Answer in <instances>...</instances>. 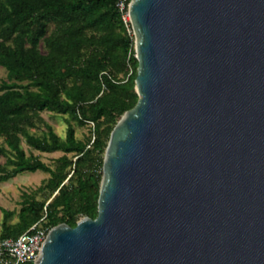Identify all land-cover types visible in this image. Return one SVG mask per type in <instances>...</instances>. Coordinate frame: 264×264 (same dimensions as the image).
Returning <instances> with one entry per match:
<instances>
[{
    "label": "water",
    "instance_id": "95a60500",
    "mask_svg": "<svg viewBox=\"0 0 264 264\" xmlns=\"http://www.w3.org/2000/svg\"><path fill=\"white\" fill-rule=\"evenodd\" d=\"M139 100L98 216L34 264H264V0H131Z\"/></svg>",
    "mask_w": 264,
    "mask_h": 264
},
{
    "label": "trees",
    "instance_id": "16d2710c",
    "mask_svg": "<svg viewBox=\"0 0 264 264\" xmlns=\"http://www.w3.org/2000/svg\"><path fill=\"white\" fill-rule=\"evenodd\" d=\"M122 1L0 0V67L7 70L0 85V138L10 150L0 146L7 159L0 184L23 173L48 172L54 196L49 203L26 200L19 223L10 224L7 212L1 238L19 237L45 215L51 228L75 227L84 217L98 216L102 155L118 122L139 100L135 38L119 8ZM50 23L55 28L47 36ZM45 111L68 116L64 140L43 117ZM72 122H93L94 137L78 141ZM35 129L43 130L38 135ZM23 141L42 153L64 152L63 167L70 171H54L27 156Z\"/></svg>",
    "mask_w": 264,
    "mask_h": 264
},
{
    "label": "rangeland",
    "instance_id": "374dc122",
    "mask_svg": "<svg viewBox=\"0 0 264 264\" xmlns=\"http://www.w3.org/2000/svg\"><path fill=\"white\" fill-rule=\"evenodd\" d=\"M54 28V23H50L48 25L47 36L53 32ZM40 47L44 53L47 52L44 41L40 43ZM5 79H7V70L4 67H0V85ZM42 115L46 121L53 126L59 137L64 140L67 136L69 128L66 122V118L68 116L48 111L43 112ZM72 125L74 127L75 137L78 141L87 143L91 137H94L93 124L89 123L86 126H81L77 122H72ZM42 130L43 129H35L32 131L33 133L40 135ZM0 146H5L6 150L10 151L4 144L3 138H0ZM22 147L27 156L39 158L43 162L47 163L54 171L60 170L64 173L70 171V168L63 167L62 157L65 155L64 152L57 151L53 153H42L29 147L25 141L22 142ZM88 147H90V145ZM105 155L106 153H104L102 157L105 158ZM68 157L74 161L76 160L74 154H69ZM6 161V157L0 156V167L4 165ZM51 178V173L38 171L36 173L20 174L15 178L0 184V234L3 231V223L7 212L12 214L9 218V223L16 224L21 221V211L26 203V200L30 201L34 199L38 201H47L49 203L53 199L54 196L47 186Z\"/></svg>",
    "mask_w": 264,
    "mask_h": 264
},
{
    "label": "built area",
    "instance_id": "2783aa9c",
    "mask_svg": "<svg viewBox=\"0 0 264 264\" xmlns=\"http://www.w3.org/2000/svg\"><path fill=\"white\" fill-rule=\"evenodd\" d=\"M119 8L125 13V23L127 25L131 24L128 12L129 5L125 12L126 0L119 3ZM130 33L133 34V30H130ZM90 123L95 126L93 122ZM46 217L45 215L28 231L17 238L0 237V264H34L38 261L42 247L53 229L48 227Z\"/></svg>",
    "mask_w": 264,
    "mask_h": 264
}]
</instances>
